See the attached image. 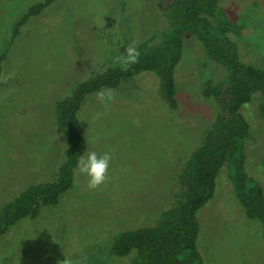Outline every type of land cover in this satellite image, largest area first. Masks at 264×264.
Instances as JSON below:
<instances>
[{"label":"rangeland","instance_id":"rangeland-1","mask_svg":"<svg viewBox=\"0 0 264 264\" xmlns=\"http://www.w3.org/2000/svg\"><path fill=\"white\" fill-rule=\"evenodd\" d=\"M43 0H0V210L32 185L50 182L63 162L66 142L55 122L56 102L108 70L131 42L138 50L156 45L170 24L158 0H55L27 20L13 38L15 23ZM229 22L240 60L261 65L264 0H215ZM227 71L209 60L195 38L184 39L174 81L177 107L162 99L159 79L141 72L111 90L114 99L85 98L78 112L86 155L111 152L109 179L95 190L73 175V187L54 206L25 218L0 237V264H130L109 255L115 236L155 225L169 207L177 175L219 113L204 99L207 82ZM261 95L240 112L249 124L244 169L264 193V120ZM83 155V156H84ZM197 248L203 264H264L259 222L248 219L232 193L227 166L216 178L213 198L197 212Z\"/></svg>","mask_w":264,"mask_h":264},{"label":"trees","instance_id":"trees-1","mask_svg":"<svg viewBox=\"0 0 264 264\" xmlns=\"http://www.w3.org/2000/svg\"><path fill=\"white\" fill-rule=\"evenodd\" d=\"M54 1L33 4L15 23L12 37L28 19L40 15ZM158 2L170 24L158 44L141 52L138 63L90 78L56 102L55 122L66 142L63 162L52 181L30 186L1 208L0 237L20 220L35 218L41 209L56 205L73 187L76 163L86 151L77 115L87 96L116 88L122 80L149 71L159 79L162 99L170 109H176L175 70L181 60L184 39L195 37L203 45L207 58L227 71L222 82H207L202 91L204 99L215 101L219 113L179 170L172 202L161 211L157 223L119 232L109 255L132 254L130 264H203L197 248L200 232L197 212L213 198L216 178L224 166L234 197L246 217L260 223L264 240V193L244 169L243 143L249 137L250 127L240 112L252 95L259 93V116L264 120V57L259 66L240 60L229 35L239 36L242 27L229 22L215 0ZM6 54L0 53V64Z\"/></svg>","mask_w":264,"mask_h":264},{"label":"clouds","instance_id":"clouds-1","mask_svg":"<svg viewBox=\"0 0 264 264\" xmlns=\"http://www.w3.org/2000/svg\"><path fill=\"white\" fill-rule=\"evenodd\" d=\"M140 51L136 43L133 41L124 51L113 59L112 66L127 67L138 63ZM98 102L107 105L114 97L111 90H100L97 92ZM112 160L111 152L97 154L95 151H90L86 155L81 156L76 163V175L87 178V187L90 190H95L107 182L109 179V167ZM57 264H73L70 259L64 258L58 261Z\"/></svg>","mask_w":264,"mask_h":264}]
</instances>
